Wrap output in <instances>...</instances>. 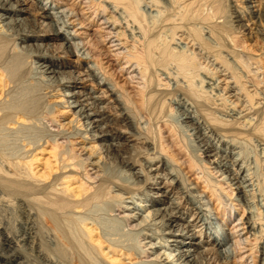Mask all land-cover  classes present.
Returning <instances> with one entry per match:
<instances>
[{
    "label": "bare ground",
    "instance_id": "1",
    "mask_svg": "<svg viewBox=\"0 0 264 264\" xmlns=\"http://www.w3.org/2000/svg\"><path fill=\"white\" fill-rule=\"evenodd\" d=\"M1 1V10H12L10 0ZM224 1L49 0L47 5L41 0H14L15 6L29 3L27 9L13 7L14 11L33 9L35 15L51 20L42 22L45 27L37 29V19L31 23L25 16L27 29L18 28L15 34L26 43L35 38L59 41V52L68 58L65 65L71 87L78 88L70 94L78 116L95 127L98 120L92 116L107 120L105 108L115 109L121 124L106 122V129L100 134L95 131L90 139L115 135L122 146L135 139L145 148L132 153L128 161H119L121 167L138 165L142 169L138 183L127 180L137 178L133 171L126 180L106 175L98 162L101 156L92 161L93 156L86 155L83 145L76 141L75 131L61 135L66 134L64 123L57 119L54 106L43 110L41 103L46 94L60 85L61 79L56 76L52 81L48 79L49 83L41 77L38 92L29 94V87L35 85L29 76L35 69L31 57L47 61V69L53 74V44H45L47 52L43 55L35 43H27L24 51L16 50V35L0 33V134L2 129L28 123L37 113L44 119L43 129L50 132V137L31 142L32 148L25 155L0 157V204L20 210L19 219H15L16 230L0 226V264H97L96 258L104 254L108 264H118L128 254L134 256L131 261L145 257L151 264H195L188 258L189 249H181L177 258L164 250L154 254L156 242L142 241L149 235L138 239L137 250L116 243L117 240L110 241L107 236L106 240L96 232L95 221L77 215L85 214L92 204L113 199L109 210H118L121 215L116 216L129 229H137L154 215L160 216L161 224L171 226V217L163 208L137 214L129 205H122L127 196L115 191L130 195L148 184L160 190L148 172H157L162 166L166 171L163 180L166 175L171 177L164 184L170 186V191L175 189L185 204L179 207L171 201L172 208L184 207L191 214L185 235L201 237L202 229L207 236L202 239L210 245L203 264H264V75L259 77L261 68L254 63V54L234 46L233 34H229L224 21L239 22L241 13L232 8L229 15L223 16ZM241 2L245 5L239 8L246 10L251 23L253 18L264 16V0ZM228 16L233 20H227ZM238 25L232 29H239ZM14 54H20L23 62L17 59L11 65ZM71 56L74 59L70 60ZM87 84L92 92L82 91ZM99 91L101 96L94 94ZM26 93L30 97L27 95L22 101L24 97L19 95ZM103 97L109 98L111 106H97ZM87 99L96 106L90 107ZM173 104L177 111L170 118ZM122 125L125 130L120 129ZM179 130L184 138L188 137L184 146L189 148L193 162L179 156V141L175 142ZM81 133L78 137H88L85 129L83 136ZM47 143L52 160L46 159L45 171L38 173L34 168L39 160L35 151ZM109 146L114 153L118 151L112 144ZM139 157L157 161L160 166L145 167ZM169 164L176 167L169 168ZM165 191L161 195L167 197ZM146 193L151 195L147 190ZM139 217V222L131 223ZM209 218L216 220L213 239L207 231ZM71 221H76L77 226ZM71 224L79 229L76 228L78 233L75 234V227L70 228ZM195 226L199 229L195 230ZM176 231L171 229L170 233L177 235ZM103 241H107L108 252H102ZM109 252L116 257L108 256ZM255 253H259L257 262ZM247 258L249 263L245 262ZM131 261L127 264L134 262Z\"/></svg>",
    "mask_w": 264,
    "mask_h": 264
},
{
    "label": "rangeland",
    "instance_id": "2",
    "mask_svg": "<svg viewBox=\"0 0 264 264\" xmlns=\"http://www.w3.org/2000/svg\"><path fill=\"white\" fill-rule=\"evenodd\" d=\"M44 1L47 3V5L49 4V0H47V1L41 0V3L42 2L45 3ZM241 1L242 0H225L224 1V12H223L224 15L223 16L229 15L230 12L232 11L231 10L232 8L237 9L241 13V17H240L239 22H234L233 24H231V22L229 21L230 22L229 24H231V25H229L227 21H224V23H226L225 27L227 30L229 29L228 30L229 34H231V35L233 34V44L236 48L241 49L243 52H246L249 55L254 54L253 57L255 59H253V61H254V63H258L260 66L261 70H260L259 77H261L262 74L264 75V16L263 17L259 16L260 18L257 17L255 19L253 18L251 20L253 22L251 23L250 21H248L246 10L239 8L243 5H245ZM0 3H2L1 0H0ZM10 3L13 4L12 10L5 11V10L0 9V33L3 35L13 33V35L15 36L16 35L15 31H17L18 28H23L24 30H26L28 25L26 22L27 20L24 19L25 16H27V19H29V22H31V23H33V20L37 19V23L35 22V24L37 25V29L45 27V24H42V22L43 23H47V22L50 23L51 22V20H49V19H45V18H43L37 14L35 15L33 9L29 10V12L19 11L17 9H16V11L13 10V7H15V8L19 7V8L27 9L29 7V3L24 4V5H20V6H17V5L15 6L14 0H10ZM37 3H40V2H37ZM231 5H233V7H230ZM52 11H56V9H53ZM222 19H224V18H222ZM226 19L227 20L228 19L233 20L229 16ZM236 23L239 24L238 25L239 29L236 30V28L234 27L235 30H233L232 29L233 25ZM245 24H247V25H245ZM40 33H43V32H40ZM20 37H21V35H19V34L16 35V39H15V43H14V46H16V50H21V49L25 48V45L27 43H35V44L39 45L38 51L41 53V55H43L47 52L46 51L47 47L45 44H47V43L53 44V46H51V47L54 50V53H53L54 57L51 60V63L53 64L51 67H53L55 72H53V74H52V72H50V69H47L48 66H46V65L49 64L47 61H44L40 58H37L36 56H32L31 57L32 67L34 66L35 69H33L32 73H30L29 76L33 79L32 84H35V85H32L31 87H29L30 89L28 91H30L29 92L30 95L36 94L38 92V90L36 88H38L37 85H42V84H40L41 83V81H40L41 77H43V80L45 79L44 81L49 82V83L56 76H57V78L61 79L60 80L61 84L54 87L51 92L46 94V99H44L41 103L44 111L48 110L47 107L54 106V109L57 113L56 114L57 119L62 120V122L64 123L62 126V129L64 130V132L66 134L61 133V135L66 136V135L75 131L77 133V135H75V136H77L76 141L78 143H80L81 145H83V147H84L83 150L86 153V155L89 153L93 156L92 161H96L98 159L97 156H99V157L101 156L99 158L101 162L99 161V159H98V162L100 163V168H102L103 172L106 175H109L111 177H116V179L119 178L120 180H126L128 174L133 171V172H135V176L137 178L134 180H133V178H127V180L129 182H137L138 183L140 181V179L142 178L141 177L142 176V169L140 170L138 165H135L131 168H129L128 166L127 167H121L119 161H121V162L126 161V160L128 161L131 154L134 152L137 153V151H140L141 149L145 148L144 145L140 144L139 142L135 141V139H133V140L129 141V145L122 146L121 145L122 141L118 137H116L115 135H113V136L108 135V137H106L105 139L100 138L99 136L90 139L91 134H93L95 131H96L95 133L100 134L101 131L106 129V125H105L106 122L112 123V124H114V123L115 124H121V123H119L120 121L115 117L116 116L115 109H111L109 107L105 108L107 113H105L104 115H107V117H109V119L100 120V119H102L101 117L92 116L93 119L98 120L97 126L92 127V126L88 125L89 120H86L85 118H82L81 116H78V113H77L78 107L72 106V105H76V104L74 102H72V101H74V98L71 97L70 94L72 93V90L76 91L78 88L77 87L76 88L71 87L72 82H70V78H68L69 68L67 65H65L66 64L65 62L68 60V58L64 57V55L61 52H59V50H60L58 48L59 41L58 40H52V39L48 40V39L35 38V39L29 40V42L26 43L23 40H21ZM208 40L213 41V38L208 37ZM26 48L28 49V48H30V46H27ZM23 51H24V49H23ZM14 55H15V57H14L15 59L13 58V56L10 59L11 65H13L14 62H16L15 60H17V59H18L17 60L18 62H23L22 56L20 54L18 55V56H21L20 58H18L17 54H14ZM201 55H204V54L201 53ZM69 59L72 60L74 58L72 57ZM209 59L210 58H208V60ZM82 68H84L83 65L81 66V69ZM48 79H50V81ZM261 79L264 80V78H261ZM77 85H80V84H77ZM34 88L36 91L34 90ZM24 90H25V88H23L22 91H24ZM46 91L47 90H44L43 92H46ZM82 91L92 92L93 89L90 88V86L87 84L86 87ZM23 94H25V91L23 92ZM29 94L26 93V95H24V96L19 95L20 96L19 98L24 97L22 99V101H23L24 99L27 98V95H28V97H30ZM94 94L99 95V96L102 95V93L100 91L97 93H94ZM108 99H105L103 97V99H102L103 101H100L99 103H97V106H107V105L111 106V102H109ZM64 101H68V103H64ZM87 103L90 107L96 106V105H93L91 99H87ZM68 104H70L69 107L67 106ZM44 105L46 107H44ZM172 106H174V107L170 113V118H171V116H174L176 111H177L176 109H174L176 107V104H173ZM178 108H180V107L178 106ZM128 109L131 110L130 107ZM37 114H34L33 118H30L29 121H26L28 123L24 122L25 124H22V122H21V124H15V125H17L18 128L14 127V128L8 129V130L5 129V131H4V129L1 130V134H0V154L1 155H0V157L5 156V155H6V157H9V158L11 156H12V158H16V156L20 157L22 155H25L27 153V151H29V149L32 148V146L29 145L31 142L40 140V138L42 141L46 137H50V135H49L50 132L46 131L45 128L43 129V127H45L43 117L37 116ZM130 114L133 115V112H130ZM39 115H40V113H39ZM37 117H39V118H37ZM33 119H34V122H33ZM77 119H79V121H77ZM31 121H32V123H31ZM38 122H39V124H38ZM84 129L87 131L88 137L85 139L84 138L82 139V137H80V136L78 137V134H80V132H82L81 136H83L84 135L83 134ZM120 129L125 130L123 125H122V127H120ZM15 131H17V132H15ZM138 132H140V130ZM173 132L175 133V131H173ZM179 132H180V134H179ZM179 132H177V135L179 134L178 137L176 136V133H175V142L177 143L179 141V144H177L178 147L180 148L179 156L181 157V159H184V157H185V159H188L189 161L193 162L192 157L188 155L189 151H190L189 148L188 147L186 148L184 146L188 137L184 138L183 136H185V135L182 136V133L180 130H179ZM103 133H105V132H103ZM33 138H34V140H33ZM185 139H186V141H185ZM41 141H39L38 144H40ZM109 144H112L113 145L112 147H115V149H118V151L115 153L113 150L111 151L109 149L110 148ZM49 146H50V143L43 144L41 148H43L44 151H40L41 148L37 149L35 151L36 157L39 160H38V162H36L34 164V168H35V171L38 173L45 171V160L46 159L52 160V158H50V154H49L50 153ZM138 154H141V156H144L145 152H138ZM150 157H153V156L150 154ZM145 158H147V157H145ZM138 160H141L142 162H144L143 164L145 167L148 166V167H151L152 169L158 168V166H160L157 161H150L149 162V160L146 161L142 157H139ZM169 165H170L169 168L176 167L173 164H169ZM188 166L191 167L190 165H188ZM162 167H160V169L157 172H152V171L148 172V174L150 175L149 177H151V179H150L151 181L153 179L157 180V182H158L157 186H159V188H161L160 190H158L157 188L155 189L152 184H148L145 188H143V187L139 188V191H137L133 194L131 193L130 195L132 198L130 197L129 194H125L123 192H120L119 189L115 190V191H116V193H119V195L120 194L123 195V197L127 196V198H125L126 202H122V205H129L130 207H132L131 208L132 211L137 212V214L140 213L141 215H145L147 213L146 212L147 210L154 211L155 208H157V207L163 208V211L167 212L168 215L171 217V222H172L171 226H165L164 224H161L162 220H161L160 216L158 217L157 215H154V216H152L153 218L151 220L149 218V220L147 221V219H148L147 218L146 221L140 223L142 226L139 225V226L135 227L137 229H129L128 227H126L124 225V223L122 222V219H120L119 216L121 215V213H119L118 210L117 211L115 210L114 212L109 210L110 205H108V204H110V203L112 204L113 199L111 200V202L109 201V202H104V203L101 202V204L100 203L99 204H96V203L92 204L90 207L91 209H88L87 211H85L84 212L85 214H82V213L79 214L78 213L77 215L87 216L88 219H91L93 222L95 221L97 228H98V229L96 228V232H98V234L103 236L104 239H106V236H107V239L109 238L108 240L111 239L110 241L114 240V242H116L115 240H117L116 243H123V245H127L130 248L137 250L138 249V247H137L138 239L139 238L141 239V236L143 237V236L149 235L147 238L143 239L142 241H145V242H143V244H145V243L149 244L152 242H156L155 244L157 247H155V249L152 250V252H154V250H155L154 254H157L159 251L164 250L167 253H172V254L176 255L175 258H177L178 257L177 255L179 254V251L181 249H189V257L188 258L191 259L192 262H194L195 264H203V262H205V260H206L205 255L207 254V256H208V252H207L208 249L207 248L210 247V245L208 246V245H206V243L202 242V239L204 240L205 238H207V236H206V234H204V230H202V229L200 230L202 233L201 237H193L192 238L191 235L190 236H188L187 234L185 235V233L187 232V229H185V224H186L187 220L191 219L190 218L191 214L188 213V211L185 210L184 207L179 208V209H173L172 208L171 201L176 202V204L179 205V207H181L184 200L181 199V197H179V195L177 193H175V189H173V191H170V186H167L166 184H164L165 179L170 180L171 177H169V175H166V178H164V180H163L162 177H165L166 171ZM193 169H195V167H193ZM194 172H195V170H193V173ZM155 173H157V175H155ZM140 189H141V191H140ZM146 190L149 191L150 192L149 194H151V195H148L146 193ZM162 190L163 191L167 190V191H165V193L167 194V197L165 195L164 196L161 195ZM132 200H133V202H135V204L130 202ZM153 202H155V203H153ZM232 202L236 203L237 201L234 200ZM144 205H145V207H144ZM183 205L185 206V204H183ZM137 206H139V208H137ZM134 208H136V209L134 210ZM143 209H145V210H143ZM13 213H14V215H12ZM116 214H119V216H116ZM19 215H20V210H18V208L15 207L14 205H9V207H8V204L7 205L6 204H2V205L0 204V226L2 225V227L12 229V231L16 230L18 227V225L16 224L17 223L16 220L19 219ZM82 216H80V218ZM82 218H85L86 221H88V219L86 217H82ZM139 220H140V217H139L138 221L131 222V223L139 222ZM208 220L210 222H208L209 229L207 228V231H209V233L211 234L210 237H211V239H213V238H215V236H214V232H212V231L216 229V220L210 219V218ZM75 222L71 221V223L73 225L77 226V224ZM72 224H71L70 228L73 229L75 226H73ZM90 225H87V226H90ZM13 227H15V228H13ZM76 228L77 227L74 228L75 234L78 233V231H79L78 228H77L78 231H76L77 230ZM171 229H177V231H176L177 235L170 233ZM194 229L195 230L199 229V226H195ZM152 233H154V234L152 235ZM159 233H160V235L157 236V234H159ZM198 234H199V232H198ZM41 236H44V235L41 234ZM97 237H98L97 233H94V238H96L100 241L101 238H97ZM42 238H45V237H42ZM162 239L163 240L168 239V241L165 242ZM180 239H181V241L178 242ZM194 242H196V243H194ZM196 244H199V245L196 246ZM107 245H108L107 241L102 242V248H103L102 252H108ZM159 246H161V248H158ZM125 248H127V247H125ZM150 251H151V249H150ZM104 255L101 256V258H96L97 264H108V259H107L106 255L105 256ZM129 255L130 254H128L127 256L125 255V258H121V260H119L118 264H122L123 262L125 264H127V262L129 260L131 261V258H133L134 256H129ZM108 256L116 257L115 255H112V253H110V252H109ZM258 256H259V253H255V258H254L255 262L258 261ZM150 257H152V256H150ZM163 257H164V255L162 256V258ZM203 258H204V260H203ZM181 259H183V258H181ZM148 260L149 259L148 258L146 259L145 257H142L141 261L136 258V259H133L132 261H134V262L130 263V264H151L152 262L150 260L149 261ZM249 260L250 259L247 258L245 260V262L249 263ZM163 262H166V259L163 260L161 263H163ZM163 264H166V263H163ZM174 264H178V261L174 262ZM250 264H252V262ZM253 264H259V263H253Z\"/></svg>",
    "mask_w": 264,
    "mask_h": 264
}]
</instances>
